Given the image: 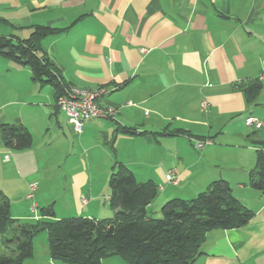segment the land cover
Masks as SVG:
<instances>
[{
  "label": "crops",
  "instance_id": "0c3cea01",
  "mask_svg": "<svg viewBox=\"0 0 264 264\" xmlns=\"http://www.w3.org/2000/svg\"><path fill=\"white\" fill-rule=\"evenodd\" d=\"M36 25L66 29L42 40L45 55L67 85L103 89L99 105L116 113L75 133L52 86L0 56V192L10 216L28 221L34 202L38 217L48 209L55 219L111 218L105 204L117 164L156 185L161 203L193 199L222 180L253 217L209 231L191 264H264V191L248 184L264 142V0H0V37L25 39ZM255 85L249 103L244 90ZM248 117L263 127H249ZM6 124L26 127L30 147L7 148ZM193 139L212 144L196 150ZM170 171L177 185L167 183ZM39 252L33 239L23 264H58L47 241Z\"/></svg>",
  "mask_w": 264,
  "mask_h": 264
},
{
  "label": "trees",
  "instance_id": "16d2710c",
  "mask_svg": "<svg viewBox=\"0 0 264 264\" xmlns=\"http://www.w3.org/2000/svg\"><path fill=\"white\" fill-rule=\"evenodd\" d=\"M65 30L36 25L25 39L0 37V56L28 66L34 82L52 86L55 100L68 85L45 55L41 42ZM260 90L257 85L247 87V102H254ZM118 131L136 134L125 127ZM1 134L4 145L12 150L29 148L32 142L31 133L22 125L6 124ZM258 145L248 184L264 191V142ZM108 188L111 218L55 219L51 210L41 209V217L33 223L13 219L9 203L0 192V237L4 247L0 264H23L32 258L33 239L40 232L46 234L50 259L58 264H101L114 255L124 264H191L201 254L209 231L237 229L253 217L222 180L211 183L193 199H169L161 206L158 218L147 211L158 195L152 182H137L129 169L117 164L109 176Z\"/></svg>",
  "mask_w": 264,
  "mask_h": 264
},
{
  "label": "built area",
  "instance_id": "2783aa9c",
  "mask_svg": "<svg viewBox=\"0 0 264 264\" xmlns=\"http://www.w3.org/2000/svg\"><path fill=\"white\" fill-rule=\"evenodd\" d=\"M264 79V76L261 77ZM104 90L101 88L88 89L81 88L73 85L66 86L62 93L57 96L55 105L63 112L67 122L72 125L75 133H80L83 125L90 120H101L114 118L116 113L115 109L112 107H102L99 105L98 100ZM207 103L203 101L201 103V110L206 111ZM246 124L254 129H260L263 127V123L258 121L254 117H248L246 119ZM193 147L196 150L202 149L206 145L212 144L210 139H193ZM9 159V155L5 156V160ZM167 183L171 185L178 184V178L173 171L168 172L166 175ZM37 188L35 183L29 184V192L27 194V199L32 200L33 192ZM82 203L86 202L85 198L81 199ZM30 210L34 215V219H39L36 214L37 206L34 202L31 203Z\"/></svg>",
  "mask_w": 264,
  "mask_h": 264
},
{
  "label": "rangeland",
  "instance_id": "374dc122",
  "mask_svg": "<svg viewBox=\"0 0 264 264\" xmlns=\"http://www.w3.org/2000/svg\"><path fill=\"white\" fill-rule=\"evenodd\" d=\"M110 195V194H109ZM160 196V195H159ZM107 197V196H106ZM168 201V200H167ZM166 201H163L161 203V201L159 200H155L151 206L147 209V211L149 212V215L152 216L153 218H158L160 217V214L158 213L161 206L165 203ZM108 207H109V204L108 202H106V204ZM109 214V213H108ZM107 214V215H108ZM39 215H41V212L39 211ZM105 215V214H103ZM22 222H27L25 220H21ZM34 221H36V219H34L33 217L29 220L28 222H31L33 223ZM46 242V234L44 232H40L39 234H37L34 238V247L37 251H40L41 252V245L45 244ZM39 252V254H41ZM6 254H11L9 252H5ZM101 264H124L123 262V259L119 256H109V257H106L105 259H103L101 261Z\"/></svg>",
  "mask_w": 264,
  "mask_h": 264
}]
</instances>
